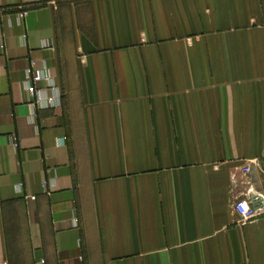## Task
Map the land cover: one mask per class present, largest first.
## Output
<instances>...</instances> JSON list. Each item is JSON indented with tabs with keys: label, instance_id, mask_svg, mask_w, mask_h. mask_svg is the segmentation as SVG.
Listing matches in <instances>:
<instances>
[{
	"label": "crops",
	"instance_id": "1",
	"mask_svg": "<svg viewBox=\"0 0 264 264\" xmlns=\"http://www.w3.org/2000/svg\"><path fill=\"white\" fill-rule=\"evenodd\" d=\"M249 184L264 0H0V264H264Z\"/></svg>",
	"mask_w": 264,
	"mask_h": 264
},
{
	"label": "built area",
	"instance_id": "2",
	"mask_svg": "<svg viewBox=\"0 0 264 264\" xmlns=\"http://www.w3.org/2000/svg\"><path fill=\"white\" fill-rule=\"evenodd\" d=\"M30 79L28 81V90L30 93L35 94V83L40 80L49 79L46 72L42 69H31ZM250 166L243 167L242 174L247 177L250 173ZM264 196L259 192L255 191L253 184H249L247 191L244 193L242 198H239L235 204L234 209L239 215V222L243 223L254 218L263 210Z\"/></svg>",
	"mask_w": 264,
	"mask_h": 264
}]
</instances>
